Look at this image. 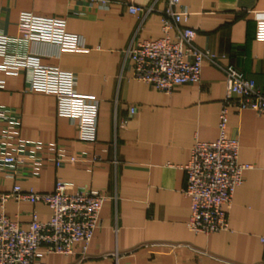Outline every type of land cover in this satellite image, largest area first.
I'll return each mask as SVG.
<instances>
[{
  "label": "crops",
  "instance_id": "0c3cea01",
  "mask_svg": "<svg viewBox=\"0 0 264 264\" xmlns=\"http://www.w3.org/2000/svg\"><path fill=\"white\" fill-rule=\"evenodd\" d=\"M117 1L100 8L82 0H0V35L10 40L7 54L0 56V65L6 67L0 69V106L19 113L21 140L43 146L20 153L36 152L39 159L33 166L21 165L17 177L0 171V194L9 193L14 184L51 193L59 179L72 190L105 196L86 252L77 243L72 256L47 255L39 264L263 262L264 115L229 111L227 133L238 141V162L252 168L243 173L231 204L223 206L228 229L211 235L190 232L182 167L196 140L213 142L218 137L224 76L203 63L200 83L178 87L171 95L135 81L126 51L137 41L161 37L158 11L166 0H135L156 10L144 18L129 15L123 0ZM179 1L189 13L186 26L195 31V45L264 90V0ZM21 13L63 18L65 31L81 37L85 48L23 41L18 31ZM32 57L73 73L76 92L99 100L95 143L77 141L76 121L57 116L54 97L23 92L29 68L6 72L9 66L29 65ZM58 154L88 160L97 156L98 161L56 168L50 160ZM4 214L22 229L32 214L42 222L51 216L46 206L15 201L6 203Z\"/></svg>",
  "mask_w": 264,
  "mask_h": 264
},
{
  "label": "built area",
  "instance_id": "2783aa9c",
  "mask_svg": "<svg viewBox=\"0 0 264 264\" xmlns=\"http://www.w3.org/2000/svg\"><path fill=\"white\" fill-rule=\"evenodd\" d=\"M82 1L100 8L118 3L117 0ZM122 3L133 17L144 18L156 12L152 6L137 5L135 0H123ZM158 13L161 16V37L154 41H137L126 51L135 81L171 95L178 87L200 83L203 63L216 67L224 76L225 95L218 113V137L213 142L196 140L190 148L188 162L182 167L185 176L182 194L189 200L190 207L187 229L202 235L220 233L228 229L223 206L231 204L235 190L242 184L243 173L252 168L238 162V141L227 133L228 114L230 110L236 113L248 110L264 115V90L252 79L231 66L221 65L217 57L195 45V31L186 26L189 13L179 0H166ZM18 31L25 42L48 43L70 50L85 48L81 37L65 31L63 18L21 13ZM9 44V38L0 35V56L7 54ZM29 60V65L9 66L7 68L11 70L6 72L16 74L23 67L29 68L31 75L23 92L54 97L57 116L76 121L77 141L95 143L99 100L93 95L76 92L73 73L41 65L37 57ZM5 68L0 65V69ZM19 128V113L0 106V171H12L6 174L12 179L20 175L21 165L33 166L39 159L36 152L27 156L20 153L26 149L43 148L39 143L21 140ZM50 161L56 168H61L79 162L93 164L98 157L88 160L82 156L58 154ZM9 201L46 206L51 216L42 222L32 214L27 229H22L4 214ZM104 201L105 196L97 191L72 190L59 179L51 193L23 190L14 184L9 193L0 194V264H39L47 255L72 256L77 243L83 245L84 254L97 227ZM260 242L264 245V237Z\"/></svg>",
  "mask_w": 264,
  "mask_h": 264
}]
</instances>
